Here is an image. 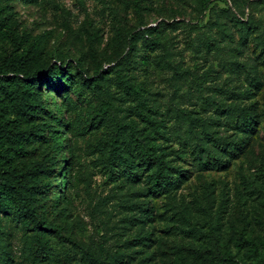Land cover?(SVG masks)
Masks as SVG:
<instances>
[{
  "label": "rangeland",
  "instance_id": "obj_1",
  "mask_svg": "<svg viewBox=\"0 0 264 264\" xmlns=\"http://www.w3.org/2000/svg\"><path fill=\"white\" fill-rule=\"evenodd\" d=\"M32 48L63 86L27 120L0 94V169L38 190L0 264H264V0H0V66Z\"/></svg>",
  "mask_w": 264,
  "mask_h": 264
},
{
  "label": "trees",
  "instance_id": "obj_2",
  "mask_svg": "<svg viewBox=\"0 0 264 264\" xmlns=\"http://www.w3.org/2000/svg\"><path fill=\"white\" fill-rule=\"evenodd\" d=\"M151 32L144 29L142 32H136L141 39L151 40ZM41 51L39 48H32L26 56L5 58L0 66V94H4L7 98L13 113L27 120L36 116L41 110L42 100L35 89L40 85L54 86L60 89L63 85V78L56 68L44 69L39 56ZM241 120L248 118L244 112L240 111ZM42 132L38 126H34L31 135L37 136ZM7 139L9 134L3 131ZM139 154L149 163L156 167V177L154 182L156 186L163 188L166 185V179L162 175L163 160L160 154L148 153L149 148L144 143L137 146ZM44 171L42 165L34 166L33 172L37 174ZM35 188V187H34ZM38 190H24V186L19 181V177L14 171L4 172L0 169V211L15 212L19 217L25 214H33L29 206V196ZM13 204V205H12Z\"/></svg>",
  "mask_w": 264,
  "mask_h": 264
}]
</instances>
